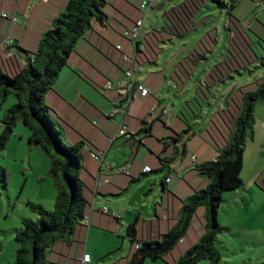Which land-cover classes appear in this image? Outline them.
<instances>
[{
	"label": "rangeland",
	"instance_id": "1",
	"mask_svg": "<svg viewBox=\"0 0 264 264\" xmlns=\"http://www.w3.org/2000/svg\"><path fill=\"white\" fill-rule=\"evenodd\" d=\"M177 1L179 0H165L162 4L155 5L145 20L143 35L152 29L160 30L164 25L165 12L170 9L171 5L177 4ZM205 1L207 4L199 14L196 28L192 32L187 34L184 39H175L170 44L168 43L169 45H164L156 63L137 64L133 69L136 46L126 37V28L134 26V23L141 18L139 4L142 0H108V5L104 9L110 17L108 25L104 27L95 22L92 29L86 30L84 37L77 42L75 52L69 59L68 65L60 73L53 89L45 96V103L50 107L55 129L67 147L72 146L65 139L68 132L74 136L75 143L85 137L89 144L95 148L99 142L93 141L96 133L89 127L98 130L100 135L107 136L108 133L103 131L102 123L114 125L116 133L125 120L126 126L130 128L129 133L143 135L144 145L135 140L127 142L126 137L120 138L112 147L108 142L106 148L108 156L103 168L110 165L114 166L115 170L111 172L106 169L107 171L102 172L113 184H116L115 179L121 178L123 179L122 183L127 186L121 189L118 196L110 199V202L122 203L124 208L130 207L134 210L130 212L135 214L132 221L136 223L138 240H141L143 236L146 237L151 228L158 230L159 225L163 223L157 219L156 212H162L165 209L167 216L170 215V218L173 219L171 220L173 225L177 222L179 211L176 207L174 208L173 202L174 198L176 200L188 198L187 195H181L187 191L185 189H191L193 186L200 191L208 187L209 179L196 170L192 160L197 155L200 158H207L203 157V147L206 144L212 149L211 151L216 152L215 147L208 143L206 128L215 112H218V109L222 107L221 104L230 90L233 88L238 90L244 85L254 84L257 79L264 77V69H260L261 67L257 65L260 62L257 61L258 68L253 70V76L242 71L235 72L231 79L214 87L213 95L210 94L211 97H205L201 91L202 98L196 100L201 83L205 86L204 81L206 80L209 86L213 85L209 73L217 63L224 61L231 47L229 26L238 33L245 34L251 41L253 40L255 50L259 47L258 43L264 45V2L260 1V6H257V0H239L236 8L232 11L234 17L232 22L225 8H221L211 0ZM201 18L205 20L199 22ZM48 30L49 28L46 31ZM200 37L201 39H199ZM206 37L207 40L203 41L206 46L215 44L216 41L213 39L218 37L212 52L207 54L209 59L200 60L196 64L195 70L185 86L181 83L180 87L177 85L180 81L175 75L177 83H172L170 79L178 64L186 58L190 50L194 49L198 41L201 42ZM235 44L233 41V45ZM235 48L232 46L231 51L234 52ZM2 55L4 58V54ZM15 56L14 59L9 57L3 60L0 56L1 63H5L2 64V67L6 65L7 68L9 64L17 63L20 58ZM132 69L135 72L134 82L142 81L153 89L154 93L145 99L138 95V99L131 104L132 109L141 111L142 115H136L134 111L127 112L128 109H120V114H115L114 103L122 101L126 93L125 91H106L104 87L109 81L119 80L115 77L124 76L127 71ZM8 71L4 70L3 72H7L9 75L15 74V71L12 73L9 68ZM95 78L102 80V83L96 81ZM169 82L172 85L169 86ZM72 85L82 87L80 91H77L82 97L81 108L86 113H92V116L76 107L71 106L73 108L71 112L68 110L66 99L61 92L65 93L69 87L72 89ZM159 97L160 99L162 97L161 102H159ZM17 103L18 99L15 96L10 95L7 98L0 111V132L4 112ZM158 103H161V107H166L171 111L169 116L165 117L162 113L163 109L160 107L157 109ZM61 106L63 107L60 113L58 109ZM257 109L264 111V106L260 105ZM95 115H102V120L96 118ZM109 117L115 118V120H109ZM98 120L102 122L100 126L96 124L99 122ZM144 121L153 123L152 136L150 137H145V134L140 132L145 126ZM262 122H264V112L260 115L255 112L254 133H258L259 144L264 141V130L260 128ZM133 123H137V129H133ZM82 132L87 133L88 137ZM30 138V130L22 122H19L5 152L0 153V264H14L19 249L15 236L23 228V219L34 221L40 219L27 204L41 205L49 211L55 208L57 191L54 180L48 176L50 160L39 146L30 143ZM174 138H178V142L183 146L182 150H177ZM98 139L100 140V137ZM162 139L172 140L170 146L165 147ZM252 141H249L246 146L252 145ZM186 146H190V149ZM84 154V169L93 170L98 176V169L101 168L100 163L93 158L92 154H88L86 151ZM249 154L246 147L241 174L244 187L235 196H231L230 192L226 193L224 202L218 211V223L222 227L231 229L230 233L219 235L216 243L223 255L222 264H264V167L262 168L264 147L258 153L254 152L251 162L248 159ZM208 156L210 157L212 154ZM87 157L93 159L95 165L86 161ZM165 158H170L169 166L166 165L167 163L165 166L162 164L161 159ZM206 160L212 161L215 160V157ZM258 161L261 162L260 169ZM144 164H148L151 168L154 167L155 173L143 177ZM163 167L168 168L166 171L158 172ZM174 167H178L180 171V174L174 172L177 174L176 176H180L175 177V183H183L181 184L182 191L179 189L180 191L177 193L181 192V197L178 195L174 197L172 192L163 205L164 192H162L159 176L162 174L171 175L170 172ZM3 170L7 171V181ZM131 171L133 172L132 177L142 176V180L133 183L132 178L125 174ZM85 175L91 179L86 171L83 173V176ZM251 180H253L252 184ZM5 182L7 183L5 184ZM124 200L125 202H123ZM132 200L135 201L136 207L134 208L131 207ZM105 204V207L109 205L108 202ZM143 208L146 209V213ZM206 215V207H200L186 232L185 240L167 254L163 260L157 262L148 260L145 264H175L180 256L197 244L205 234ZM161 219L163 220V217ZM123 221L126 225L127 222ZM76 235L77 233L67 240L70 241L68 246L73 243L77 244L75 243ZM122 236L126 237L125 231L122 232ZM122 239L119 241L122 242ZM125 240L123 250L114 251L101 261L94 258L93 264H113L117 257L130 255L132 250L135 251L134 245L127 238ZM65 243V240L57 242L53 246V254L50 256L55 258L54 253L58 252L63 244L66 245ZM91 248H93L92 245ZM67 249L68 247H66ZM198 264L211 263L202 261Z\"/></svg>",
	"mask_w": 264,
	"mask_h": 264
},
{
	"label": "trees",
	"instance_id": "2",
	"mask_svg": "<svg viewBox=\"0 0 264 264\" xmlns=\"http://www.w3.org/2000/svg\"><path fill=\"white\" fill-rule=\"evenodd\" d=\"M211 1L225 8L233 22L232 11L239 0ZM206 4L205 0H186L164 14L165 21L160 30L145 34L138 43L126 36L136 46L134 68L137 64L156 63L164 45H169L175 39H184L192 32ZM260 4L261 2H258L257 6ZM107 5L108 0H69L65 11L54 19L49 30L43 34L34 53L18 48L28 56L27 65L15 71L13 75L0 71V111L10 95L18 99V103L3 114L0 153L5 152L17 124L22 122L31 132L30 143L39 146L49 158L48 176L54 180L57 191L55 208L52 211L34 203L27 204L40 219L37 221L23 219V228L15 236L19 249L14 264H54L50 260L53 246L61 240H65L69 245L70 241L67 240L75 235L78 227L86 220L87 209L91 204L85 195L86 185L81 174L84 170L83 160L87 144L79 142L71 147L64 145L52 122V113L45 103V96L53 89L60 73L68 65L77 42L84 37L86 30L92 29L95 22L104 27L108 25L110 17L104 11ZM131 28L127 27L126 33ZM228 29L231 47L224 61L217 63L209 73L213 85L209 86L206 80L205 86L201 83L196 100L202 98L201 91L205 97H211L214 87L231 79L235 72L242 71L253 76V70L258 68L257 65L264 69V45L258 43L259 47L255 50L253 40L230 26ZM205 40L207 37L201 42L198 41L194 49L190 50L186 58L178 64L170 79L172 83L176 82L175 75L180 81L177 85L185 86L196 64L200 60L209 59L207 54L212 52L218 37L213 39L216 41L215 44L209 46L203 42ZM232 46L236 47L234 52L231 51ZM14 48L15 45L8 50ZM160 105L161 103L159 107ZM221 105L206 128L208 143L215 147L216 158L201 164L195 163L196 170L209 179L208 187L194 191L190 197L182 201L175 226L160 235L158 240H138L136 223L130 224L125 238L130 239L133 244H138L139 248L126 264H145L148 260L151 262L163 260L185 239L186 232L200 207L207 209L205 234L197 244L182 254L175 264H198L202 261L222 264L223 255L216 243L218 236L230 232V229L218 223V211L226 193L236 192L244 186L241 180L244 152L247 143L254 139L256 108L264 106V77L238 90L233 88L226 94ZM143 124L145 126L140 132H143L145 137L152 136L153 123L144 121ZM142 138L143 135L137 133H129V137H126L127 142L135 140L144 145ZM174 139L177 144L180 143L178 138ZM171 141L162 139L165 147H169ZM161 161L164 166L166 163L168 166L171 164L170 158ZM167 168L163 167L159 171ZM3 173L7 181V171L3 170ZM139 180L140 178H135L133 182ZM162 185L165 187V182Z\"/></svg>",
	"mask_w": 264,
	"mask_h": 264
},
{
	"label": "crops",
	"instance_id": "3",
	"mask_svg": "<svg viewBox=\"0 0 264 264\" xmlns=\"http://www.w3.org/2000/svg\"><path fill=\"white\" fill-rule=\"evenodd\" d=\"M164 1L165 0H162L160 4H162ZM184 1H186V0L177 1L176 2L177 4L171 5L170 9L174 6L181 4ZM226 1H228V0H226ZM260 1H264V0H257V2H260ZM68 2H69V0H49V2L46 4V3H43L42 0H34V1H31V0H0V56H1V60H3L4 58H9L7 55V51H9L8 50L9 48L3 45L4 41L8 38L12 39L14 42V45H15V48L10 50L13 54L12 59H14L16 57L15 55H17L20 58V60H18L17 63L13 62L12 65L9 64V66L7 68H6V65H5V67L3 66L5 69L2 67V64L4 65L5 63H1V61H0V71L6 70L7 72H9L8 71V68H9L13 73L14 71H17V70H19V69H21L27 65L28 56L26 54L22 53L18 48H21V49H23L29 53H34L39 46V43L42 39L43 34L46 32V30L48 28L51 27L54 19H56L61 13H63L65 11ZM140 5L141 4H139V7H140ZM139 11H140V9H139ZM2 13H7L8 18H3ZM13 16L19 18L20 23L13 24L11 22V18ZM204 20H205L204 18L200 19V21H204ZM131 27H129V28H131ZM153 30L154 29L150 30L149 32H151ZM199 39H201V37ZM2 54H4V56H5L4 58H3ZM28 55H30V54H28ZM122 77H123V75H119L118 77H115V79H120ZM96 81L102 83V80H100V79H96ZM141 83H143V82L141 81ZM143 84H145V83H143ZM146 86L148 88H150L148 85H146ZM74 88H75V90H73ZM81 89H82V87L80 85H77V86L72 85V89H71V87H69L65 90V93L61 92L66 99L65 102H66L67 108L70 112L73 111L72 109L75 107L84 112V110L81 108V103H82L81 98L82 97L79 96V94L77 93V91H80ZM151 90H152V93H154V90L153 89H151ZM146 98H148V97H146ZM115 99H116V97H115ZM161 100H162V97H161ZM131 104H130L127 112L131 113L132 111H134V113L136 115H142L143 114L141 111L132 109L133 106ZM62 107L63 106H61V108L58 109V111L60 113L62 112ZM160 108L164 110L166 107L160 106ZM255 112L260 115L264 111H263V109H257ZM84 113L89 115V116H92V113H90V112H88V113L84 112ZM119 114H120V112H119ZM95 116H96V118H100V120H102V118H103L102 115H95ZM164 116L165 117L169 116V114L164 115ZM111 119L115 120V118L109 117V120H111ZM100 120H98L99 122L95 121L98 126H100L101 125L100 123H102ZM116 120H117V118H116ZM102 124L104 126L103 131L108 133L107 136L100 135L98 130L92 129L91 127L88 126L90 128V130H92L93 132L96 133V137L94 138V140L92 138H90V139H92L94 142H99V144H97L98 147L96 146L95 148H93V146H91L89 144L88 140H86L85 137L82 138L83 141L80 140L79 142H85L87 144V148L85 149V151L88 152V154L89 153L92 154V153H98V152L102 153L103 152L105 154V161H106L107 156H108V151L106 150V148L108 146V142H109L110 146L112 147V145H114L116 141L114 143H110V139H114L118 132L115 133V126L114 125H109L108 123H102ZM122 125L126 126L125 120L123 121ZM126 127H127L128 131H130V128L128 126H126ZM133 127H134L133 129H137V123H133ZM260 128L262 130H264V122H262V125H260ZM82 133H84V132H82ZM84 134L88 137L87 133H84ZM165 134H167V133H165ZM257 136H258V133L257 132L254 133V139L251 143L252 145H250L249 147L246 146L247 151L249 150V153H250L248 156V159L250 160V162L253 158L254 152L258 153L260 151V149H262L264 147V141L259 144V142L257 140V138H258ZM99 137H100V140L98 139ZM73 138H74V136H71L68 132L66 133L65 139L71 145L76 144L75 139H73ZM79 142H77V143H79ZM144 143H145V141H144ZM176 147H178L179 150H182V148H183L181 143L177 144ZM186 147H188V149H190V146H186ZM203 149H204L203 157L205 156L207 158H205V159L202 157L200 158L198 155L194 156L192 159L193 164H195V163L201 164L203 162L210 161L211 159L206 160V159H209L210 157L216 158V152L214 153L213 151H211L212 149L210 147H208L207 144L203 147ZM156 151H159V150H156ZM85 154H84V156H85ZM209 154H212V156L209 157L208 156ZM262 155L264 157V154H262ZM194 159L196 161H194ZM87 160L92 165H95L93 159H90L89 157H87L86 161ZM256 162H257V160H256ZM258 163H259V169H260L261 162L258 161ZM251 166L253 167L254 165H251ZM109 167H111V166L106 165V167H104L105 169L103 167H101L100 170L98 169V171H99L98 176H96V174L93 170H90L91 172L86 168L83 170V172L81 174V178L86 185L85 195H86L88 201L90 202L91 206H89L87 209V217H86L85 222L82 225H80L76 231L77 235L75 236V239L77 241H75V243H77V244L73 243V245H71V246H68L67 243H65L66 245L63 244L62 246L59 245V246H61L60 250H58V252L54 253L56 255V257L54 258L53 256H51L52 260L51 259L50 260L52 263H54V264H93L95 261L94 258L101 261L105 257L110 256V254L112 252L119 251L120 249L121 250L124 249L126 238H124L122 236V232L125 231V234L127 236V227L133 223L132 219H134L135 214H134V212H130V211H134L130 207L124 208L122 203L110 202V199H113V197L118 196L120 194L119 192L121 191V189L123 187H127V186H125L124 183H122L123 179H121V178L115 179L114 182L116 184H113L112 181L110 179H108L107 175L102 174L103 171L110 170V169H108ZM145 167H149L148 164H144V168ZM179 167H180V165H179ZM263 167H264V165L262 166V168ZM144 168H143V171H144ZM151 169H152L151 173H149L148 175L142 174V176L148 177L149 175L155 173V171H154L155 168L152 167ZM114 170H110V171L113 172ZM84 171H86V174L90 175L91 179L87 178L86 177L87 175L83 176ZM165 171H166V169H165ZM159 172H163V171H159ZM174 172H177L178 174H180L179 168L174 167L173 171L170 172L171 175H163L162 174V176H159V178L161 180V187L163 189L162 192H164L163 198H162L163 199V203H162L163 205L165 203L166 198H169V196L172 192L174 193L173 194L174 197H175V195H178L179 197H181L180 196L181 192L179 194H177V193L180 191L179 189H181V191H182L181 184H183V183H175V177H180V176H176L177 174H175ZM129 174H130V177L132 178V181H133L135 179V177H132L133 172L131 171V172H129ZM141 177H138V178H140V180L138 182H140L142 180ZM98 178H100L101 180L107 179L109 181V183L104 184L102 187H100L98 189V192L96 193V181ZM168 179H171L170 182H167ZM163 182H165V187L162 185ZM252 182H253V180H251L250 183L252 184ZM133 183H136V182H133ZM185 191L186 192L181 193V195H187L188 197H190L194 193V191H196V188L191 186V189L187 188V189H185ZM238 191L230 192V195L235 196L238 193ZM182 199H185V198H182ZM182 201L183 200H181V199L176 200L174 198L173 205H174V208L176 207L178 211L181 208ZM107 202L109 205L107 207H105V205H106L105 203H107ZM123 202H125V200ZM102 207L107 209V213L102 211V209H103ZM131 207H133V208L136 207L134 200H132ZM119 211H122V213H119ZM143 211L146 213L145 208H143ZM166 213H167V211H165V209H163L162 212H156L157 219L162 221L163 225L162 224L159 225L158 230H155V228H151L149 234H147L146 237L143 236L140 241L158 240L160 235L167 233L169 230H171L175 226L176 223L173 225V223L171 222V220H173V219L170 218V215L167 216ZM115 214H120L121 217L117 219L116 217H114ZM161 217H163V220L161 219ZM173 218H174V220H176L175 217H173ZM164 219H165V221H164ZM123 220H125L127 222L126 225H125V222ZM230 232H231V229H230ZM230 232H228V233H230ZM119 239H122V242H120ZM137 239H138V232H137ZM128 240H130V239H128ZM91 241L92 242L94 241V243L92 244ZM91 245L94 249L93 248L90 249ZM132 245H134V249L136 250L138 244L132 243ZM66 247H68L67 250H66ZM134 252L135 251L132 250L131 254L128 256H124V255L122 256L121 255L120 257H117L116 261H114L113 264H126L128 259L133 255ZM52 254H53V252H52ZM85 255L90 256L91 263H83V258Z\"/></svg>",
	"mask_w": 264,
	"mask_h": 264
},
{
	"label": "built area",
	"instance_id": "4",
	"mask_svg": "<svg viewBox=\"0 0 264 264\" xmlns=\"http://www.w3.org/2000/svg\"><path fill=\"white\" fill-rule=\"evenodd\" d=\"M34 1V0H31ZM43 3H48L49 0H42ZM161 3V0H143L141 5H140V12H141V18L136 21V24H134V26L129 30V32H127L126 36L129 37L131 40H133L135 43H138L141 41V39L143 38V32H144V24H145V20L147 19L148 13L153 9V7L155 5H158ZM2 17L3 18H8L7 13H2ZM11 22L13 24H18L20 23V19L13 16L11 18ZM4 46L11 48L14 46V42L12 39L8 38L4 41L3 43ZM8 57H12L13 54L11 51H9L7 53ZM134 69V66H133ZM129 70L125 73V75L117 80V81H109L104 89L106 91H125L126 96L123 97L122 101H116L114 103L115 105V114L119 113L120 109L123 110H127L130 106L131 103H133L137 98L138 95L141 98H146L148 97L150 94H152V90L150 88H148L145 84L141 83V82H134V76H135V72L134 70ZM169 85H172L171 82H169ZM160 97H159V102H160ZM159 108V103H158V107ZM171 111L168 108H165L163 110V114L164 115H168L170 114ZM129 137V131L127 129V127L125 125H121V127L119 128V131L116 135V137L114 139H110V143H114L116 139L121 138V137ZM93 158L98 161L100 163V167H103L104 163H105V154L102 153H92ZM194 161H196L194 159ZM108 169L110 170H114L115 167L111 166ZM125 172V171H124ZM152 172L151 167H145L144 168V173H150ZM126 175H129V172L125 173ZM171 179H168L167 182H170ZM109 181L106 180H101L100 178L97 179L96 181V193L98 192V189L100 187H102L104 184H108ZM103 212L107 213V209L103 208L102 209ZM114 217H116L117 219L121 217L120 214H115ZM137 248H139V246H137ZM83 263H91V258L89 255H85L83 258Z\"/></svg>",
	"mask_w": 264,
	"mask_h": 264
},
{
	"label": "water",
	"instance_id": "5",
	"mask_svg": "<svg viewBox=\"0 0 264 264\" xmlns=\"http://www.w3.org/2000/svg\"><path fill=\"white\" fill-rule=\"evenodd\" d=\"M48 254H50V252H48Z\"/></svg>",
	"mask_w": 264,
	"mask_h": 264
}]
</instances>
